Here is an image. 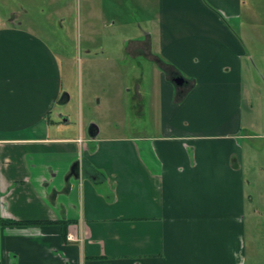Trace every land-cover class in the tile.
I'll use <instances>...</instances> for the list:
<instances>
[{
	"label": "crops",
	"instance_id": "crops-1",
	"mask_svg": "<svg viewBox=\"0 0 264 264\" xmlns=\"http://www.w3.org/2000/svg\"><path fill=\"white\" fill-rule=\"evenodd\" d=\"M21 1L0 13V264H264V0ZM74 28L117 95L126 57L136 95L149 76L153 136L61 115Z\"/></svg>",
	"mask_w": 264,
	"mask_h": 264
},
{
	"label": "rangeland",
	"instance_id": "rangeland-1",
	"mask_svg": "<svg viewBox=\"0 0 264 264\" xmlns=\"http://www.w3.org/2000/svg\"><path fill=\"white\" fill-rule=\"evenodd\" d=\"M21 0H8L5 3L0 1V13L8 14L10 8H18V4ZM28 13H24L23 17L30 19L33 22L47 23L52 28L57 21V17L53 14L52 8H46L44 12L39 11L34 6H29ZM77 17L76 12L69 14L66 18L68 24H73ZM7 20H10L8 18ZM75 23V22H74ZM75 28L71 32H74L73 36L69 39H64L62 34L66 31L61 32V49L66 50L74 56L65 66V77L63 79L65 88L70 92L71 98L67 104L59 106L61 115L68 117L71 124H75V127L79 125L83 127V131L86 134L89 125L95 124L97 127H102V134L104 132L112 134H124L127 136L147 137L155 134V129L151 125L152 111L150 104H152L151 86L149 76L146 74L142 79V87L140 89V95L135 94V81L133 76L129 74L133 67H137L135 61L128 60L126 57L125 65V77L124 85L119 94H116L115 87L112 86V78L106 77L102 73L99 64H90L87 67L86 63H81L78 55V43L75 34ZM69 32V31H68ZM114 63V62H113ZM122 66V63H119ZM148 65V64H147ZM245 66V64L243 63ZM62 70L64 68L62 65ZM111 70V67L109 68ZM137 68L134 71L136 75ZM147 71V70H146ZM254 73L257 75L259 83L262 82L260 69L254 67ZM255 77V78H256ZM123 80V79H122ZM255 85V89H258ZM257 97V94L255 95ZM257 106V98H256ZM257 107H255L256 110ZM59 113V114H60ZM58 115V116H61ZM113 128H117V131H111ZM111 129V130H110ZM264 132V128L262 129ZM99 134V135H100ZM87 135V134H86ZM257 145H264V138H260L254 141ZM254 192V191H253Z\"/></svg>",
	"mask_w": 264,
	"mask_h": 264
},
{
	"label": "water",
	"instance_id": "water-1",
	"mask_svg": "<svg viewBox=\"0 0 264 264\" xmlns=\"http://www.w3.org/2000/svg\"><path fill=\"white\" fill-rule=\"evenodd\" d=\"M174 82H175L176 84H181V83L183 82V80H182V78H175V79H174ZM95 133H96V127H94L93 125H91V126L89 127V129H88V134H89L90 136H94Z\"/></svg>",
	"mask_w": 264,
	"mask_h": 264
},
{
	"label": "trees",
	"instance_id": "trees-1",
	"mask_svg": "<svg viewBox=\"0 0 264 264\" xmlns=\"http://www.w3.org/2000/svg\"><path fill=\"white\" fill-rule=\"evenodd\" d=\"M41 223V222H47V221H14V220H2V223L5 224H22V223Z\"/></svg>",
	"mask_w": 264,
	"mask_h": 264
},
{
	"label": "built area",
	"instance_id": "built-area-1",
	"mask_svg": "<svg viewBox=\"0 0 264 264\" xmlns=\"http://www.w3.org/2000/svg\"><path fill=\"white\" fill-rule=\"evenodd\" d=\"M67 239H68V240H73L72 235H71V234H68V235H67Z\"/></svg>",
	"mask_w": 264,
	"mask_h": 264
}]
</instances>
